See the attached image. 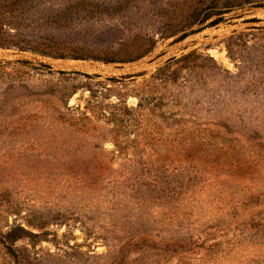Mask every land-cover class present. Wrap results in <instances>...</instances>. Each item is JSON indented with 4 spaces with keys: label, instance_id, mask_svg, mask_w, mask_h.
Returning a JSON list of instances; mask_svg holds the SVG:
<instances>
[{
    "label": "rangeland",
    "instance_id": "obj_1",
    "mask_svg": "<svg viewBox=\"0 0 264 264\" xmlns=\"http://www.w3.org/2000/svg\"><path fill=\"white\" fill-rule=\"evenodd\" d=\"M165 1L0 0V37L157 41L128 64L0 48V264H264V8L175 42ZM193 51L214 63L151 80ZM71 72L128 79L91 100Z\"/></svg>",
    "mask_w": 264,
    "mask_h": 264
},
{
    "label": "trees",
    "instance_id": "obj_2",
    "mask_svg": "<svg viewBox=\"0 0 264 264\" xmlns=\"http://www.w3.org/2000/svg\"><path fill=\"white\" fill-rule=\"evenodd\" d=\"M177 1H180L181 3L179 4L176 2L175 5L173 4V8L169 7L168 1H165L164 4L161 3L153 6L154 9L151 13L157 17L155 19H158L157 21H159V23L165 21L163 25L165 28H162L161 33H159V37L161 39L175 38V42L182 41L190 35L200 32L204 27H213L218 25L223 21L224 17L232 11L244 8H264V0ZM42 10L41 12H43ZM139 10L145 14H149L143 7ZM44 15L46 16L48 13H45ZM247 22L256 23L259 22V20L251 19ZM1 27L2 24H0V29ZM16 30L17 29H15L16 33L14 34L9 31L4 32V37H0V48L14 49L20 52H31L38 56L54 60L94 61L102 64H128L137 62L148 56L153 51L157 43L154 37L155 35H151V33L148 32L135 35L130 39H123L118 42L110 43L109 45V43L104 44L101 41H95L90 44L89 41L86 40L80 41L76 39H63L60 37L28 40ZM207 60L213 62L211 58H203L197 55L194 51L179 58L174 57L168 60L162 68L158 69L157 73L151 76V80L167 84L169 83L171 76L176 75L178 72L187 70L190 67H196L195 65L198 61ZM22 63L25 65L30 64L27 61H23ZM41 67L49 70V67L45 65H41ZM60 74L67 73L60 72ZM68 74L83 77L88 80L89 83H86L87 85L83 86V88L90 92L91 100L97 98L96 95L98 93L104 96L102 92H111V88L104 84L105 82H110L114 85L117 84L114 89H119V86L122 85L120 83L123 82V80L128 79L110 78L105 79V82H102L94 81L100 79V76L98 75H88L78 72H71ZM182 80L186 81V78H182ZM171 81L174 82L173 78ZM93 108L96 109V115H109L111 119L114 118L113 120L119 123V126H122V124H120L122 123V119H120V115H122V113L120 112L129 111L127 107L122 104L109 107L100 103L95 107L93 106ZM138 108H140V106H138ZM110 110L113 112L110 113Z\"/></svg>",
    "mask_w": 264,
    "mask_h": 264
}]
</instances>
